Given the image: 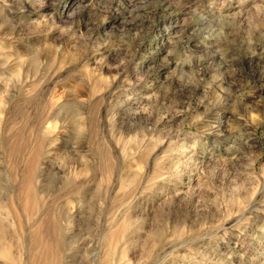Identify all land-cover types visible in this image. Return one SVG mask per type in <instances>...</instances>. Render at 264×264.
Wrapping results in <instances>:
<instances>
[{"label": "rangeland", "instance_id": "374dc122", "mask_svg": "<svg viewBox=\"0 0 264 264\" xmlns=\"http://www.w3.org/2000/svg\"><path fill=\"white\" fill-rule=\"evenodd\" d=\"M0 264H264V0H0Z\"/></svg>", "mask_w": 264, "mask_h": 264}]
</instances>
